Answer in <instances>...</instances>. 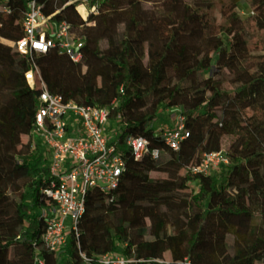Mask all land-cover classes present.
<instances>
[{
  "label": "trees",
  "instance_id": "1",
  "mask_svg": "<svg viewBox=\"0 0 264 264\" xmlns=\"http://www.w3.org/2000/svg\"><path fill=\"white\" fill-rule=\"evenodd\" d=\"M31 0H0V264H103L96 257L113 252L132 264H264V55L245 62L235 47L214 37L197 63L214 60L208 85L230 79L229 97L261 148L247 156L231 154L208 175L194 174L206 151L204 114L185 111L189 136L172 149L153 126L160 110L182 104L188 79L172 81L160 65L141 87L111 53L85 50L73 61L58 45L21 55L16 46ZM53 21L70 23L74 38L87 22L73 2L37 0ZM264 25V0H246ZM103 0H85L86 7ZM35 63L32 86L25 72ZM41 80L46 88L81 104L111 106L116 144L124 159L118 184L91 188L77 233L69 231L60 252L44 243L52 206L45 192L50 174L44 145L34 136ZM189 83V82H188ZM142 136L149 148L136 158L123 144ZM195 183V186L192 185Z\"/></svg>",
  "mask_w": 264,
  "mask_h": 264
},
{
  "label": "rangeland",
  "instance_id": "2",
  "mask_svg": "<svg viewBox=\"0 0 264 264\" xmlns=\"http://www.w3.org/2000/svg\"><path fill=\"white\" fill-rule=\"evenodd\" d=\"M69 2L78 12L79 4L86 7L85 0ZM86 9L85 17L79 12L87 22V33L81 38L85 50L114 54L122 60V70L132 72L136 59L148 72L162 56L172 81L189 78L182 89V104L160 110L153 123L156 129L173 123L180 111H192L204 114L206 150L221 148L229 158L231 154L247 157L262 147L229 97L231 80L208 85L214 60L202 66L197 63L210 50L214 37L230 42L245 62L264 55V25L246 0H105L97 9ZM48 26L53 29V23ZM152 42L158 43V51ZM134 76L141 87L148 82L144 76L142 80ZM116 130L114 122L108 133Z\"/></svg>",
  "mask_w": 264,
  "mask_h": 264
},
{
  "label": "built area",
  "instance_id": "3",
  "mask_svg": "<svg viewBox=\"0 0 264 264\" xmlns=\"http://www.w3.org/2000/svg\"><path fill=\"white\" fill-rule=\"evenodd\" d=\"M105 0H103L104 2ZM98 5L91 8L97 9ZM53 23V29L48 25ZM1 26V24H0ZM24 35L17 40L21 55L46 52L58 45L73 61L81 60L84 42L71 34L70 23L66 20L53 21L46 16L37 0H31L23 21ZM1 39V37H0ZM32 67L25 72L30 86L35 81ZM40 105L35 114L36 126L32 130L44 145L46 166L50 174L49 187L45 192L53 204L42 211L46 219L42 235L44 243L55 253L60 252L69 231L77 233V223L85 213V197L91 188L110 190L114 188L124 170V159L116 144V133H108L111 120V106L81 104L74 99L50 92L41 80ZM186 115L180 111L173 117V123L161 125L160 133L172 149H178L189 136L185 124ZM116 124V123H115ZM123 144L132 149L136 158H142L150 151L157 156V148H149L142 136L127 135ZM228 157L221 148L206 150L199 164L189 166L194 174L208 175L213 168L228 163ZM103 264H132V259L109 252L96 257ZM37 264H44L39 257Z\"/></svg>",
  "mask_w": 264,
  "mask_h": 264
},
{
  "label": "crops",
  "instance_id": "4",
  "mask_svg": "<svg viewBox=\"0 0 264 264\" xmlns=\"http://www.w3.org/2000/svg\"><path fill=\"white\" fill-rule=\"evenodd\" d=\"M107 1H109V0H107ZM85 9H86V7H85ZM86 11H87V9H86ZM152 46H153V49L154 50H159V46H158V43L157 42H152ZM136 66L135 67H137V68H135L136 70H135V72H132V70H129L133 75H136V74H138V75H140L139 76V80H142L141 79V77L142 76H144V78H150V75H151V73L157 68V67H159L160 65H168V64H166V62L163 60V57L161 56V57H158L157 58V61L155 62V64H154V66H153V69L151 70H149L148 72H145L144 71V65L142 64L143 62H139V60L138 59H136ZM137 72V73H136Z\"/></svg>",
  "mask_w": 264,
  "mask_h": 264
},
{
  "label": "bare ground",
  "instance_id": "5",
  "mask_svg": "<svg viewBox=\"0 0 264 264\" xmlns=\"http://www.w3.org/2000/svg\"><path fill=\"white\" fill-rule=\"evenodd\" d=\"M78 10L82 16H84V17L86 16V9L82 4L78 5Z\"/></svg>",
  "mask_w": 264,
  "mask_h": 264
}]
</instances>
